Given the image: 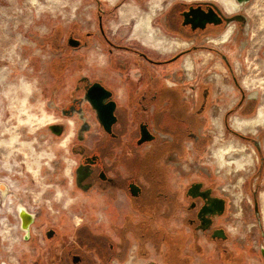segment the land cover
Wrapping results in <instances>:
<instances>
[{"label": "flooded vegetation", "instance_id": "obj_1", "mask_svg": "<svg viewBox=\"0 0 264 264\" xmlns=\"http://www.w3.org/2000/svg\"><path fill=\"white\" fill-rule=\"evenodd\" d=\"M125 1L92 0L85 29L78 20L54 46L59 115L77 126L74 185L93 211L85 201L76 228L48 227L31 264H242L223 224L228 198L209 184L208 168L186 172L181 188L174 171L205 153L217 123L264 153V133L232 127L264 103L250 79L262 36L253 0H136V14H122ZM144 17L148 35L136 32ZM260 57L264 70V45ZM18 220L20 239L30 240L35 221L24 232Z\"/></svg>", "mask_w": 264, "mask_h": 264}, {"label": "rangeland", "instance_id": "obj_2", "mask_svg": "<svg viewBox=\"0 0 264 264\" xmlns=\"http://www.w3.org/2000/svg\"><path fill=\"white\" fill-rule=\"evenodd\" d=\"M103 2L111 7L119 3ZM138 3L126 0V12L122 14L137 12ZM93 5L92 0H0V184L9 185L24 200L28 211L38 216L32 238L21 240L14 210L21 202L11 193L14 199L9 197L7 202L0 195V264H31L35 247L44 245L42 235L48 227L72 230L80 223V217L73 215L75 210L87 209V197L74 185L76 159L71 146L77 126L59 115L52 65L71 27L78 20H83V29L89 24ZM253 10L255 24L261 22L256 32L262 36L253 44V71L248 75L255 81L253 91L264 97V70L258 63L264 45V0H253ZM145 20L137 18L136 32L148 35L144 31L148 25ZM162 81L167 83L168 79ZM56 125H62L61 133L51 131ZM215 125L207 129L213 140L205 153L191 161L187 159L185 166L174 172V177L180 173L174 182L181 188L191 179L190 175L200 177L202 169L208 168L212 174L209 184H215L216 192L228 198L223 219L228 222L223 224L231 231L232 249L243 258L242 264H264V153L261 159L253 146L223 135L222 126ZM232 127L248 135L264 133V103L256 117H236ZM262 140L264 150V136ZM222 151L229 154L224 156ZM255 189L260 222L252 196ZM87 204L92 214V202L88 200ZM93 213L101 215L100 211Z\"/></svg>", "mask_w": 264, "mask_h": 264}, {"label": "bare ground", "instance_id": "obj_3", "mask_svg": "<svg viewBox=\"0 0 264 264\" xmlns=\"http://www.w3.org/2000/svg\"><path fill=\"white\" fill-rule=\"evenodd\" d=\"M123 10H125V9H123ZM125 12H126V10H125ZM262 111L263 110H261V113H262ZM262 122V121H261ZM239 130H241L240 128H238ZM61 130V129H60ZM222 152H224L223 153V155L226 153V155L227 154H229V151H222ZM217 154H218V152H217ZM219 155V154H218ZM225 156V155H224ZM244 157V156H243ZM220 165L221 166H224V161H223V159H220ZM235 163V162H234ZM242 164V163H241ZM9 193H10V186L9 185H7V184H0V195H1V197H2V201H6V199L9 197ZM27 212L28 213H30L28 210H27V208L26 207H24L23 205H18L17 206V213H18V217L20 216V214H21V216H23V217H26V214H27ZM32 216H33V220L35 221V215L34 214H32V213H30ZM19 219H20V217H19ZM20 222H21V219H20ZM21 230L22 231H24L22 228H21ZM25 232V231H24Z\"/></svg>", "mask_w": 264, "mask_h": 264}, {"label": "water", "instance_id": "obj_4", "mask_svg": "<svg viewBox=\"0 0 264 264\" xmlns=\"http://www.w3.org/2000/svg\"><path fill=\"white\" fill-rule=\"evenodd\" d=\"M52 129H54V126L53 127H51ZM149 139H142L141 141H140V143H143V142H145V141H148ZM255 214H256V216L258 217V219H259V222H260V213H259V205H258V202L256 201L255 202ZM20 219H21V228L22 229H24L25 231H29V227L33 224V222H34V220H33V216L30 214V213H28L27 212V214H26V217H23V216H21V214H20ZM260 227H262V226H260ZM263 256H264V253H263Z\"/></svg>", "mask_w": 264, "mask_h": 264}, {"label": "crops", "instance_id": "obj_5", "mask_svg": "<svg viewBox=\"0 0 264 264\" xmlns=\"http://www.w3.org/2000/svg\"><path fill=\"white\" fill-rule=\"evenodd\" d=\"M217 124H218V123H217ZM219 125L221 126V124H219ZM175 171L177 172V170H175ZM175 171H174V172H175Z\"/></svg>", "mask_w": 264, "mask_h": 264}]
</instances>
